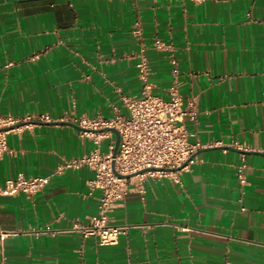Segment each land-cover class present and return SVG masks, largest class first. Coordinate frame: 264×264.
<instances>
[{"label": "crops", "instance_id": "0c3cea01", "mask_svg": "<svg viewBox=\"0 0 264 264\" xmlns=\"http://www.w3.org/2000/svg\"><path fill=\"white\" fill-rule=\"evenodd\" d=\"M142 51L154 94L168 97L177 82L195 101L197 120L185 124L203 145L198 162L182 182L131 185L111 216L130 229L103 246L77 229L98 214L95 172L58 173L93 141L71 122L10 133L0 186L20 174L49 181L33 196L3 198L0 264H264V0H0V114L128 116ZM115 141L112 132L102 150ZM243 142L245 184L234 146Z\"/></svg>", "mask_w": 264, "mask_h": 264}, {"label": "built area", "instance_id": "2783aa9c", "mask_svg": "<svg viewBox=\"0 0 264 264\" xmlns=\"http://www.w3.org/2000/svg\"><path fill=\"white\" fill-rule=\"evenodd\" d=\"M133 34L141 38L142 31L135 27ZM157 47L162 49L164 45L157 42ZM171 62L173 74L177 77L179 64L174 55ZM12 65V62L8 64ZM137 67L142 89L140 96L124 97L125 106L129 111L128 116L116 111L110 118L72 114L56 120L48 114L24 117L0 114V157L13 153L8 144L10 133L39 123L71 122L82 128L80 130L82 136L93 141L94 147L88 155L65 162L58 167V173H62L66 168L83 166H89L95 172L94 179L89 182V188L91 194L96 190L101 192L98 197V214L86 226H77V229L86 237L97 236L103 246L118 244L120 237L126 235L130 229L127 225H113L111 216L116 202L124 196L131 185L143 190L144 183L149 177H171L177 182H182L181 174L192 170L193 165L198 162L197 153L203 148L200 142L190 140L191 133L185 124L186 118L197 120L198 110L195 101H185L177 82L169 88L168 97L154 94L150 81V63L145 51L139 54ZM111 128L117 129L120 134V146L116 156L115 143L109 146L107 152L102 150V142L112 134L108 130ZM234 146L243 152L242 162L238 166V176L241 183L245 184L248 167L245 152L250 151V147L244 142ZM129 175L134 176L125 177ZM48 181L49 177H26L23 174L6 180L0 186V208L3 198L22 193L33 196L42 191Z\"/></svg>", "mask_w": 264, "mask_h": 264}, {"label": "water", "instance_id": "95a60500", "mask_svg": "<svg viewBox=\"0 0 264 264\" xmlns=\"http://www.w3.org/2000/svg\"><path fill=\"white\" fill-rule=\"evenodd\" d=\"M62 123H65V122H62ZM75 126L77 128H79L80 130H82V128L79 127L78 125H75ZM108 130L115 133V135H116L115 148H114V156H116L118 149H119V146H120V134H119V131L115 128H111ZM161 170H169V169L168 168H161ZM132 176H134V175H129V176H125V177H132ZM121 177H124V176H121Z\"/></svg>", "mask_w": 264, "mask_h": 264}]
</instances>
